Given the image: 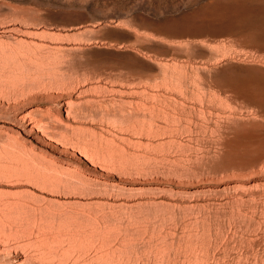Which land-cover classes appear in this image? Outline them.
I'll return each mask as SVG.
<instances>
[{
    "label": "rangeland",
    "instance_id": "rangeland-1",
    "mask_svg": "<svg viewBox=\"0 0 264 264\" xmlns=\"http://www.w3.org/2000/svg\"><path fill=\"white\" fill-rule=\"evenodd\" d=\"M256 1L0 0V264H264Z\"/></svg>",
    "mask_w": 264,
    "mask_h": 264
},
{
    "label": "water",
    "instance_id": "water-1",
    "mask_svg": "<svg viewBox=\"0 0 264 264\" xmlns=\"http://www.w3.org/2000/svg\"><path fill=\"white\" fill-rule=\"evenodd\" d=\"M245 15V22L260 29L258 41L264 45V1H256L253 6H249Z\"/></svg>",
    "mask_w": 264,
    "mask_h": 264
},
{
    "label": "bare ground",
    "instance_id": "bare-ground-1",
    "mask_svg": "<svg viewBox=\"0 0 264 264\" xmlns=\"http://www.w3.org/2000/svg\"><path fill=\"white\" fill-rule=\"evenodd\" d=\"M80 155L85 159V160H90L89 159V156L88 155H86L85 153H80ZM92 165H95V164H93V163H91Z\"/></svg>",
    "mask_w": 264,
    "mask_h": 264
}]
</instances>
